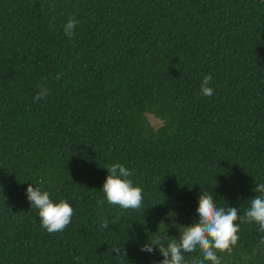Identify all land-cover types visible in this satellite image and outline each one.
<instances>
[{
    "label": "trees",
    "instance_id": "trees-1",
    "mask_svg": "<svg viewBox=\"0 0 264 264\" xmlns=\"http://www.w3.org/2000/svg\"><path fill=\"white\" fill-rule=\"evenodd\" d=\"M115 163L139 210L107 203ZM260 183L264 0H0V264H159L141 246L198 222L203 190L243 216ZM29 184L73 207L64 231L42 228ZM236 223L221 264H264L258 224Z\"/></svg>",
    "mask_w": 264,
    "mask_h": 264
},
{
    "label": "clouds",
    "instance_id": "clouds-1",
    "mask_svg": "<svg viewBox=\"0 0 264 264\" xmlns=\"http://www.w3.org/2000/svg\"><path fill=\"white\" fill-rule=\"evenodd\" d=\"M78 23L76 17L72 16L63 25L65 35L73 37ZM59 78V76L56 77V79ZM211 81L210 73L204 77L200 86L203 96L213 95L214 89L209 86ZM39 87L41 90L34 97L37 101L44 99L49 92L43 84ZM107 170L109 174L102 187L107 203L125 210H139L143 204V189L135 186L130 179L134 171L120 163L109 165ZM253 190L260 195L251 199L250 207L243 216L238 215L239 209L236 207L227 209L218 207L213 196L203 190L198 197L199 206L196 210L199 216L198 222L183 226V231L179 232V238L171 241L156 238L146 242L141 246V251L154 254L158 250L163 256L159 264H186L184 254L197 251L200 252L202 259L196 260L195 264H205V262L221 264L217 252L231 254L240 239L238 235L240 228L237 221L248 224L256 223L259 226L258 230L264 233V183L256 184ZM26 193L31 208L39 210L41 226L48 233L62 232L71 223L74 210L66 200L55 203L50 199L49 192L42 191L41 188L34 187L32 184H29ZM98 204L102 208L104 200H98ZM101 227L108 229L109 222L106 219L103 220ZM260 244H264V237L261 238ZM112 251L117 256L126 255V250L119 247H114Z\"/></svg>",
    "mask_w": 264,
    "mask_h": 264
},
{
    "label": "rangeland",
    "instance_id": "rangeland-1",
    "mask_svg": "<svg viewBox=\"0 0 264 264\" xmlns=\"http://www.w3.org/2000/svg\"><path fill=\"white\" fill-rule=\"evenodd\" d=\"M149 118H150V121H152V123H153L155 126H158L157 121H156L152 116H150Z\"/></svg>",
    "mask_w": 264,
    "mask_h": 264
}]
</instances>
